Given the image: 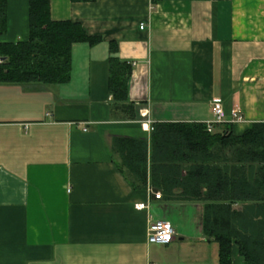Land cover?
<instances>
[{
    "label": "crops",
    "instance_id": "0c3cea01",
    "mask_svg": "<svg viewBox=\"0 0 264 264\" xmlns=\"http://www.w3.org/2000/svg\"><path fill=\"white\" fill-rule=\"evenodd\" d=\"M50 15L102 40L72 45L66 83L0 84V264H220L204 204L154 184L152 133L211 121L216 102L227 121L211 133L264 122V0H50ZM28 37L29 1L9 0L0 41ZM112 57L133 67L120 107ZM116 139L146 142L145 184ZM157 220L175 228L169 244L148 242ZM232 264H246L237 244Z\"/></svg>",
    "mask_w": 264,
    "mask_h": 264
},
{
    "label": "trees",
    "instance_id": "16d2710c",
    "mask_svg": "<svg viewBox=\"0 0 264 264\" xmlns=\"http://www.w3.org/2000/svg\"><path fill=\"white\" fill-rule=\"evenodd\" d=\"M28 1V39L0 41V84L66 83L72 45H95L102 37L89 35L79 22L53 20L50 0ZM8 3L0 0V38L8 30ZM132 69L111 58L110 89L119 107L127 100ZM152 146L154 184L166 193L181 189L180 199L204 204V233L218 242L219 263L232 264L237 244L246 264H264V122L252 123L239 136L209 133L205 123H157ZM114 147L122 154L121 169L145 184L146 142L116 139Z\"/></svg>",
    "mask_w": 264,
    "mask_h": 264
},
{
    "label": "built area",
    "instance_id": "2783aa9c",
    "mask_svg": "<svg viewBox=\"0 0 264 264\" xmlns=\"http://www.w3.org/2000/svg\"><path fill=\"white\" fill-rule=\"evenodd\" d=\"M144 27L145 26L142 25L141 29H144ZM242 119L243 118L238 110L232 111V119L230 120L232 123L241 122ZM226 121L227 115L225 113L223 104L221 102H216L214 104V119L205 122L207 131L210 133L213 132L214 125L224 123ZM145 122L149 125L150 128H153V121L151 119L147 118ZM155 197L156 199H160L162 197V193H155ZM175 234V228L169 221L157 220L150 223L149 225L148 242L156 244H169L173 241Z\"/></svg>",
    "mask_w": 264,
    "mask_h": 264
}]
</instances>
